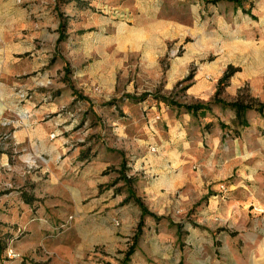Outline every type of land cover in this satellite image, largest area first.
I'll list each match as a JSON object with an SVG mask.
<instances>
[{"label": "rangeland", "instance_id": "1", "mask_svg": "<svg viewBox=\"0 0 264 264\" xmlns=\"http://www.w3.org/2000/svg\"><path fill=\"white\" fill-rule=\"evenodd\" d=\"M230 1L21 0L24 24L29 20L27 16L39 28L33 39L25 33L27 28L19 38H5L7 48L21 41L28 51L14 54L12 63L16 66L9 62L16 74H0L3 232L23 234L15 229L16 224L4 220L13 219L26 207L22 191L32 196L36 193L43 200L53 189L61 188V181L56 187L50 182L51 176L61 175L59 161H120L115 168L118 171L122 161L125 166L126 162L142 161L148 154L157 153V147L164 142L176 146L169 134V122L174 126L175 121H180L178 133L184 130L183 140L191 144V161H197L198 167L221 157L222 150H211L216 140L221 147L245 142L246 161H264V113L251 111L248 126L238 127L228 111L211 103L226 70L221 68L227 50L239 41L253 39L240 34L230 36L239 20L227 14ZM43 26L47 32L41 31ZM2 42L0 39V45ZM253 58L255 63L257 59ZM175 64L179 76H184L169 84L166 77ZM199 72L207 73L212 93L194 96L189 92ZM188 75L191 78L184 80ZM261 87L264 83L258 89ZM239 90L255 103H264V92L255 94L249 83L241 85L233 95L222 91L220 97L233 100ZM187 104L211 107L193 114L184 107ZM209 170L200 168L201 181L192 188L196 191L192 205L198 211L210 205L211 198L217 206L229 201L225 196L227 184L211 182ZM129 176L126 177L139 179L138 174ZM261 178V182L249 180L242 187L258 195L259 203L251 206L255 212L247 218L257 217L256 229L249 220L231 235L239 233L247 240L251 238L245 241L246 253L253 249L257 253L259 249L264 259V177ZM135 181L130 187L137 185ZM118 188L128 191L125 186ZM134 191L137 194L135 188ZM203 216L198 214L196 218ZM13 240L10 238L8 245ZM7 252L8 246L3 254L9 258Z\"/></svg>", "mask_w": 264, "mask_h": 264}, {"label": "crops", "instance_id": "2", "mask_svg": "<svg viewBox=\"0 0 264 264\" xmlns=\"http://www.w3.org/2000/svg\"><path fill=\"white\" fill-rule=\"evenodd\" d=\"M227 8L228 16L239 18L230 36L240 34L253 39L239 41L227 50L221 70L228 65L238 69L223 92L233 95L241 85L249 83L260 96L264 92V88L258 89L264 83V0H241L239 5L230 1ZM26 18L29 20L24 24L21 0H0V74L7 77L17 73L13 69L16 63H12L14 54L27 52L28 47L23 48L19 41L13 44L15 47L7 48L5 38H19L24 28L29 39L37 37L39 25ZM41 31L47 32L45 26ZM9 62L14 64L12 68ZM179 72L178 65H173L167 83L184 76H179ZM204 72L197 73L189 86L194 96L212 93L213 86ZM226 111L234 118L232 110ZM169 126L176 146L164 142L157 147V153L148 154L146 159L126 162V176L139 175V179H134L137 185H133L136 196L155 216H143L131 254L125 255L127 244L132 241L142 212L127 200L128 191L118 188H127L115 170L120 161H59L61 175L51 176L50 182L56 187L61 181V188L53 189L43 200L35 193L33 204H26L13 219H4L16 224L15 229L23 234L18 238L15 234V240L8 245L18 256L6 258L2 254L0 264H264L259 249L257 253L255 249L246 253L247 239L239 233L231 235L249 220H254L250 223L256 229L257 217L247 218L255 212L251 206L259 203L258 195L242 187L249 180L261 182L264 161H246L245 142L221 147L219 141H213L211 150H222L221 157L199 164L210 169L211 182L227 184L225 196L229 201L217 206L211 198V204L198 211L192 205L196 193L192 188L201 181V167L191 161L192 146L183 140L184 130L178 133L182 128L180 121H175L174 126L169 122ZM198 214L205 216L197 219ZM252 240L254 243L255 237Z\"/></svg>", "mask_w": 264, "mask_h": 264}, {"label": "trees", "instance_id": "3", "mask_svg": "<svg viewBox=\"0 0 264 264\" xmlns=\"http://www.w3.org/2000/svg\"><path fill=\"white\" fill-rule=\"evenodd\" d=\"M59 1H62L63 3H68L71 1L79 2L80 0H59ZM231 1H234V2H237L238 4H240L239 1H237V0H231ZM61 25L65 26L66 23L63 22V23H61ZM236 70H237V68H235L233 66H228L226 68L224 74L222 75V77L218 81V86H217V89L214 93L213 99L211 100V103L217 105L220 110H225V111H226V109L232 110L233 114H234V123L238 127L239 126L245 127V126H248V124H249L248 115L251 111H256L260 114L264 113V103H255L253 99H248L247 95H243L242 90H239V92L237 93V96L233 100H224L220 97V94L222 93L224 87L228 84L229 78L231 77V75H233V73ZM190 78H191V75H188L187 78L184 80H188ZM184 107L187 109V111L194 114V113H198V112H204V110H209L211 107V104L210 105L187 104V105H184ZM221 125L224 126V123H222ZM126 169L127 168L125 166V162L122 161L121 167L117 171L119 173L118 178L125 180V182L127 184V187H128L127 188V190H128L127 200H133L136 204L139 205L141 212H142L141 218H140V220L136 226L135 233L131 237V239H132L131 244L128 246V249L125 253V255L127 256L134 251V248L136 245V240L138 238V235L140 234L141 227L143 225V216L146 214L151 215V216H154V215L146 209V207L143 204V202L141 201V199L136 196L134 189L132 187H130V186H132L134 179L126 177ZM0 194H1V192H0ZM21 197L23 198V201L27 204H33V202L36 200L32 195L27 194L23 191L21 192ZM0 224H2L4 227L6 226L4 223L0 222ZM13 236L6 231L3 232L0 228V256L3 254L4 250L8 246V241L10 240V238L11 239L14 238ZM20 236H21V234L17 235V237H20ZM33 264H45V263H33Z\"/></svg>", "mask_w": 264, "mask_h": 264}, {"label": "built area", "instance_id": "4", "mask_svg": "<svg viewBox=\"0 0 264 264\" xmlns=\"http://www.w3.org/2000/svg\"><path fill=\"white\" fill-rule=\"evenodd\" d=\"M7 255L11 258V257H15L18 256V254L13 251L12 249H8Z\"/></svg>", "mask_w": 264, "mask_h": 264}]
</instances>
